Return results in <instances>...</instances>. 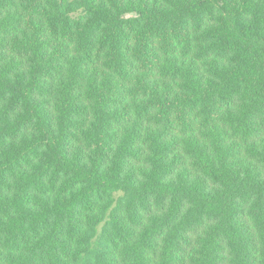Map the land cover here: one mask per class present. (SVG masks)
I'll use <instances>...</instances> for the list:
<instances>
[{"label":"trees","instance_id":"16d2710c","mask_svg":"<svg viewBox=\"0 0 264 264\" xmlns=\"http://www.w3.org/2000/svg\"><path fill=\"white\" fill-rule=\"evenodd\" d=\"M0 264H264V0H0Z\"/></svg>","mask_w":264,"mask_h":264}]
</instances>
